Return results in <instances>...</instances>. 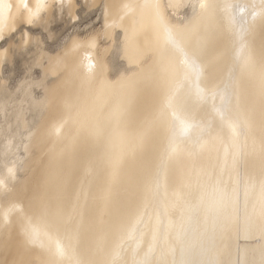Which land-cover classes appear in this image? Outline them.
<instances>
[{
    "label": "bare ground",
    "instance_id": "bare-ground-1",
    "mask_svg": "<svg viewBox=\"0 0 264 264\" xmlns=\"http://www.w3.org/2000/svg\"><path fill=\"white\" fill-rule=\"evenodd\" d=\"M2 39L0 264H264V0H0Z\"/></svg>",
    "mask_w": 264,
    "mask_h": 264
},
{
    "label": "rangeland",
    "instance_id": "rangeland-1",
    "mask_svg": "<svg viewBox=\"0 0 264 264\" xmlns=\"http://www.w3.org/2000/svg\"><path fill=\"white\" fill-rule=\"evenodd\" d=\"M77 14H78V17L72 23H69L66 26H63L64 22L62 20L57 21L53 25L55 30L61 31L63 32V34L65 33L71 34V32L83 33L85 32V30L99 25V18H98L99 11L97 8H93L89 11H85L83 10V6H78ZM5 42H6V39H2L0 41V46L4 45ZM18 62L19 61L16 62V76L19 75V73L21 72L19 71L20 68L18 66L19 65ZM7 69H8L7 67L4 68L5 71Z\"/></svg>",
    "mask_w": 264,
    "mask_h": 264
},
{
    "label": "snow or ice",
    "instance_id": "snow-or-ice-1",
    "mask_svg": "<svg viewBox=\"0 0 264 264\" xmlns=\"http://www.w3.org/2000/svg\"><path fill=\"white\" fill-rule=\"evenodd\" d=\"M200 7L204 8V7H206V5L201 3ZM164 30H165V43L170 48L174 49L175 51H177L183 55L184 58H183L182 64L184 65L185 70H187L188 68H191V67H195L196 66L195 60L188 55V53L183 49V47H181L182 42L188 38L191 31H193L194 29L190 30V29L186 28L185 31H183V32L174 33L171 28H169L165 25ZM88 67H89V69H91V65H89ZM169 70L173 74H175L178 71V69L176 68L175 65H170ZM233 130L235 131V128ZM57 131H59V129H57ZM58 251L61 255H63L62 250L58 249Z\"/></svg>",
    "mask_w": 264,
    "mask_h": 264
}]
</instances>
